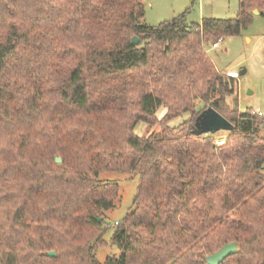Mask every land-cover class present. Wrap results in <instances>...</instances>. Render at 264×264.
Returning <instances> with one entry per match:
<instances>
[{
    "label": "trees",
    "instance_id": "1",
    "mask_svg": "<svg viewBox=\"0 0 264 264\" xmlns=\"http://www.w3.org/2000/svg\"><path fill=\"white\" fill-rule=\"evenodd\" d=\"M238 4L234 19L149 26L143 0H0V264H206L231 241L220 264H264V115L229 107L235 80L201 47L264 17V0ZM161 106V130L135 134ZM208 106L234 126L220 146L191 133ZM103 172L139 181L120 253L100 262L118 197Z\"/></svg>",
    "mask_w": 264,
    "mask_h": 264
},
{
    "label": "rangeland",
    "instance_id": "2",
    "mask_svg": "<svg viewBox=\"0 0 264 264\" xmlns=\"http://www.w3.org/2000/svg\"><path fill=\"white\" fill-rule=\"evenodd\" d=\"M143 2V21L149 26H157L184 12L186 22L189 24L200 23L202 19H234L239 9L238 0H143ZM218 40H221L219 46L211 48V44ZM201 47L220 75L235 80L234 93L225 100L229 107L238 112H261L264 115V17L253 14L251 23L242 28L239 35L223 36L216 40L202 35ZM241 69H245V72L238 75ZM195 105L196 109H200L203 103L196 101ZM166 112V107H159L155 113L156 123L147 125L139 122L134 126L133 132L139 136L159 132L161 130L159 120ZM189 118L190 115L186 114L169 120L167 124L170 127H178ZM227 136L226 131H219L214 134L213 140L220 146L224 144ZM99 179L118 184L115 205L103 214V227H106L103 235L105 242L102 241L94 250L98 261L104 262L107 257H117L120 253L111 241L112 233L133 208L132 201L139 177L130 172H103Z\"/></svg>",
    "mask_w": 264,
    "mask_h": 264
},
{
    "label": "water",
    "instance_id": "3",
    "mask_svg": "<svg viewBox=\"0 0 264 264\" xmlns=\"http://www.w3.org/2000/svg\"><path fill=\"white\" fill-rule=\"evenodd\" d=\"M254 15L259 14L258 10H253ZM131 42L133 44H139V39L136 36L131 37ZM245 72V69H241L238 75H241ZM234 128L233 124L221 115L214 108L208 106L195 117L193 128L191 133L193 135L201 134H215L219 131H232ZM55 161L57 163L61 162L60 157H56ZM97 221L100 222V218H97ZM237 252V243L231 241L223 244L215 252L206 255L203 260L206 264H220L228 256L233 255ZM49 257H55V252L50 251L46 253Z\"/></svg>",
    "mask_w": 264,
    "mask_h": 264
},
{
    "label": "built area",
    "instance_id": "4",
    "mask_svg": "<svg viewBox=\"0 0 264 264\" xmlns=\"http://www.w3.org/2000/svg\"><path fill=\"white\" fill-rule=\"evenodd\" d=\"M221 42V40H218V41H216V42H213L212 44H211V48H217L218 46H219V43ZM258 114L259 115H261L262 113L261 112H258ZM117 224V223H116Z\"/></svg>",
    "mask_w": 264,
    "mask_h": 264
}]
</instances>
